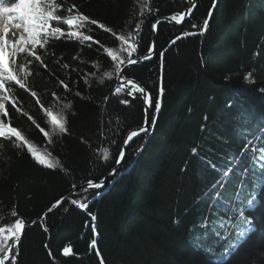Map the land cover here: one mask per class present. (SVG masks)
Listing matches in <instances>:
<instances>
[{
	"label": "trees",
	"instance_id": "1",
	"mask_svg": "<svg viewBox=\"0 0 264 264\" xmlns=\"http://www.w3.org/2000/svg\"><path fill=\"white\" fill-rule=\"evenodd\" d=\"M3 2L10 6L14 0ZM191 2L149 0L151 12L141 17L138 0H67L117 36L86 24L81 31L99 44L50 40L46 53L38 49L48 67L32 62L31 91L37 92L45 107L55 101L52 92L72 102V108L65 111L67 132L53 136L51 144L24 115L27 112L50 131L36 98L13 87L16 107L7 106L11 126L21 130L38 152L51 153L54 162L63 166L48 169L26 150L0 139V227L17 218L32 225L20 242L17 264H53L45 244L56 264H209L193 243L206 246L215 239L211 231L215 217L209 210L217 214L224 210L213 198L219 192L226 202L233 201L231 194L242 180L239 169L243 165L232 168L227 177L223 172L235 164L234 157L247 138L264 132V93L260 91L264 89V0H215L214 8V0H197L184 25L160 23L154 58L127 72V78L151 94L149 132L129 145L124 162L104 189L78 191L59 208L53 207L88 180H106L117 166V154L129 132L144 126V101L139 93L133 99L129 87L119 85L114 70L117 62L107 55V49L126 60L118 35H135L143 20L133 58L146 54L153 43L151 24L184 13ZM205 19L208 29L200 35ZM53 51L54 57L50 55ZM106 73H112L111 77ZM249 73L252 83L245 80ZM161 78L164 93L152 129ZM60 80L70 91L61 89ZM116 87L123 91L114 95ZM120 99L129 104L119 103ZM4 119L7 123L8 117ZM105 148L107 161L103 160ZM246 183L257 193L259 203L244 214L252 218L257 230L227 264H264V187H256L251 172ZM97 192L100 195L95 198ZM71 200L86 202L88 208L81 209ZM89 213L95 216L94 222ZM201 217L207 218L206 227H198ZM92 239H96L95 249L90 248ZM65 246L74 255L62 256ZM225 248L226 244L216 248L217 257Z\"/></svg>",
	"mask_w": 264,
	"mask_h": 264
},
{
	"label": "snow or ice",
	"instance_id": "2",
	"mask_svg": "<svg viewBox=\"0 0 264 264\" xmlns=\"http://www.w3.org/2000/svg\"><path fill=\"white\" fill-rule=\"evenodd\" d=\"M140 4V16L144 17L145 13H150L149 0H138ZM215 7V0L213 2V8ZM188 15H191L189 12ZM211 12H209V18ZM184 19L183 13H178L171 16V20L176 23H181ZM15 23V29L17 31H11L10 25ZM141 20L135 29L136 34L129 33L126 35H118V40L123 42L126 52L127 59H121L111 48L107 49V55L112 61L117 62L115 65V71L120 75L121 85H128V95L136 98V94L139 93L143 99L145 105V119L144 126L131 131L123 142V147H127L128 142L133 137L138 136L140 133H148V119L147 110L152 108L151 94L146 92L144 87H141L136 83L134 79L127 78V71L125 68H130L132 65L137 63H143L146 60H150L155 54V45L145 49L144 55L133 58V53L139 47L138 38L141 32ZM151 24L153 31L156 30L157 24ZM86 24L97 25L99 29L105 32L112 33L113 36H117V33L113 32L111 28L106 27L105 24L98 22L96 19H90L88 15L81 13L75 4H68L67 0H14L10 6H7L3 0H0V139H7L11 141L15 148L19 150H26L31 155V158L41 166L48 169H55L57 167H63L58 162H54L55 158L51 157V153L41 154L36 150L32 143L25 137V135L16 127L11 126V120L8 113V104L10 103L13 107H16V97L12 94L13 87L18 86L19 89L30 92L31 97H35V104L39 105V109L43 111L47 124L46 127L50 126V131H47L45 127H41L40 124L36 123L35 119L24 113L36 128L43 133L44 137L48 138V143L51 144L52 137H59L60 135L67 132V115L66 110L72 108V102H64L56 92L50 94L51 97L55 98V101L49 106L41 102L36 91H31L29 86V77L32 75L30 66L33 61L39 62V65L47 68L42 59V54L38 53L39 50H44L46 53V45L50 40H76V41H92L95 44H99V40H94L90 35H85L82 28ZM195 27V25H193ZM75 29V30H73ZM208 29V19H205L202 24L200 35H203ZM194 35L196 33H184V35ZM179 38V37H177ZM132 41L131 43L129 41ZM175 43V41H172ZM50 55L55 56L53 51ZM163 51L159 53L161 69L163 67ZM58 63V61H57ZM124 66V67H122ZM67 67V65H65ZM105 75L111 77L112 73H106ZM249 73L245 80L252 83L249 78ZM59 86L64 91H70L69 85L64 80L59 81ZM123 91L122 87H116L114 89V95L120 94ZM264 93V89L260 90ZM164 88L162 84V78L160 81L159 94L155 102L154 112L152 116L151 127L154 129L156 123V116L160 111L161 98L163 97ZM76 96H80L79 92L75 93ZM107 99V98H106ZM119 103L129 104V100L120 99ZM231 107V105H228ZM20 111L19 108L16 109ZM74 114V113H73ZM5 117H8V122H5ZM242 119H249L246 115L241 116ZM193 153L196 149L192 150ZM125 152L123 148L118 152L115 163L117 166L124 160ZM109 159V151L107 148L103 149V160ZM235 164L231 165L227 170L223 172V176L227 177L232 168L240 167V175L242 180L237 187L231 203L226 202L221 198L219 192L216 193L213 198L215 202H218L216 206L223 208V214H217L209 210V215L215 217V222L211 231L215 233V239L208 243L206 246L200 243H193L198 251H201L203 255L208 258L209 264H227L230 257L235 253L241 245H243L249 236L257 230V225L253 223L251 217L246 216L244 213L254 211L256 204L259 203L256 200L257 193L252 191L246 183L248 175L251 172L256 180V187H264V132L256 138H247L244 142L243 148L241 149L238 156L234 157ZM209 166L216 169V165L210 162ZM117 168H112L109 175L115 176ZM222 180L220 183L222 184ZM104 187V180L101 179L98 183H94L92 180H88L86 184L82 185L83 191L87 192L89 189H101ZM72 188L75 189L76 185L73 184ZM100 195L97 192L98 198ZM94 198V199H95ZM62 201L58 200L53 207L59 205ZM73 205H77L81 209H87L88 203L79 202L77 200H71ZM51 211V208L49 209ZM12 215L15 217L17 213L13 212ZM93 222L95 216L89 213ZM32 223H36L33 221ZM179 223V222H177ZM207 218L201 217V221L198 227L207 226ZM26 227V222L23 218L15 219L13 224L7 227H0V264H17V258L19 256V245L21 242L22 235ZM47 231L45 227L43 229ZM195 231V228L191 229ZM93 232L95 228L93 225ZM207 236V233H205ZM219 241V243H217ZM11 242V243H9ZM220 244H226V248L221 252L220 256L216 255V248ZM45 248L48 250V255L53 264H56L55 258L53 257L51 249L45 244ZM90 248H96V239H92L90 242ZM61 255L64 257L74 255L73 249L70 246H65L61 250Z\"/></svg>",
	"mask_w": 264,
	"mask_h": 264
},
{
	"label": "water",
	"instance_id": "3",
	"mask_svg": "<svg viewBox=\"0 0 264 264\" xmlns=\"http://www.w3.org/2000/svg\"><path fill=\"white\" fill-rule=\"evenodd\" d=\"M196 4H197V0H192L191 5H190V7L188 8V10H186V11L183 13V14H184V19H183V21H182L181 23L173 22V21L171 20V18H163V19H160L159 21H160V23H167V24L174 25V26H182V25H184L185 22H186V21L192 16V14H193V12H194V10H195V8H196ZM189 12L191 13V15H188ZM160 23H159V24H160ZM159 24H157L156 30L153 31V43H152V45H153V44L155 45L154 53H156V44H157V35H158ZM154 56H155V54L152 56V58H151L150 60H152V59L154 58ZM150 60H146V61H144L143 63L148 62V61H150ZM138 64H142V63H137L136 65H132V66H130V68H125V71L128 72V70H130L131 68L137 66ZM123 67H124V66H123ZM135 81H136V80H135ZM118 83H119V85L122 86V87H130V86L126 85V84H125V85H121V83H120V75H119V74H118ZM136 83H137L138 85H140L141 87H143V86H142L140 83H138L137 81H136ZM146 92H147V91H146ZM144 105H145V103H144ZM146 107H147V106L145 105V109H146ZM147 119H148V126H149V125H150V119H151V108L147 110ZM137 129H139V128H137ZM137 129H134V130H137ZM132 131H133V130H132ZM129 133H130V132H129ZM146 134H147V133H140L138 136L133 137V139H132L131 141L128 142L127 147H123V151L125 152L124 160H125V158H126V156H127L129 145H130L134 140H136V139H138V138H140V137H142V136H145ZM124 160L120 163L119 166H116V167H115V168H117V170L120 168V166H121V164L124 162ZM110 177H111V176L109 175V176L106 178V180H104V187H103V188H101V189H89V190H91V191H97V190H102V189H104L105 186H106V182H107V180H108ZM94 183H95V182H94ZM81 190H83L82 187L76 189L71 195H69L68 197H66V198H64L63 200H61L62 202H61L59 205H57V206L55 207V209L59 208L64 202L70 200V199L75 195L76 192L81 191ZM43 220H45V217L42 219V221H40V223H42ZM31 227H32V225H29V224L26 223V227H25L24 233H23V235H22L21 241H22V239H23V236H24V234H25V231H26L27 229L31 228Z\"/></svg>",
	"mask_w": 264,
	"mask_h": 264
},
{
	"label": "rangeland",
	"instance_id": "4",
	"mask_svg": "<svg viewBox=\"0 0 264 264\" xmlns=\"http://www.w3.org/2000/svg\"><path fill=\"white\" fill-rule=\"evenodd\" d=\"M10 29H11V31H17L18 32V30L15 29V23L14 22H13V24L10 25Z\"/></svg>",
	"mask_w": 264,
	"mask_h": 264
}]
</instances>
